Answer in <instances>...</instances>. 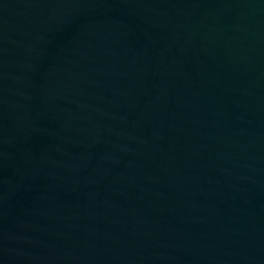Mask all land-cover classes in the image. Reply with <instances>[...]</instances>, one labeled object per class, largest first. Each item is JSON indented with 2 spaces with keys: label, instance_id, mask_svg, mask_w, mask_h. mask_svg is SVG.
I'll return each mask as SVG.
<instances>
[{
  "label": "water",
  "instance_id": "1",
  "mask_svg": "<svg viewBox=\"0 0 264 264\" xmlns=\"http://www.w3.org/2000/svg\"><path fill=\"white\" fill-rule=\"evenodd\" d=\"M0 264H264V0H0Z\"/></svg>",
  "mask_w": 264,
  "mask_h": 264
}]
</instances>
